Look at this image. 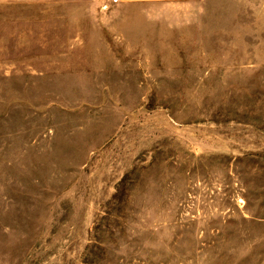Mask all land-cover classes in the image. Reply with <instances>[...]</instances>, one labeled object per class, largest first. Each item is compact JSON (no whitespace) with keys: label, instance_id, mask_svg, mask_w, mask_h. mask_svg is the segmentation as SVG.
<instances>
[{"label":"rangeland","instance_id":"obj_1","mask_svg":"<svg viewBox=\"0 0 264 264\" xmlns=\"http://www.w3.org/2000/svg\"><path fill=\"white\" fill-rule=\"evenodd\" d=\"M0 264H264V0H0Z\"/></svg>","mask_w":264,"mask_h":264},{"label":"crops","instance_id":"obj_2","mask_svg":"<svg viewBox=\"0 0 264 264\" xmlns=\"http://www.w3.org/2000/svg\"><path fill=\"white\" fill-rule=\"evenodd\" d=\"M148 1L184 2V1H192V0H121V2H148Z\"/></svg>","mask_w":264,"mask_h":264},{"label":"built area","instance_id":"obj_3","mask_svg":"<svg viewBox=\"0 0 264 264\" xmlns=\"http://www.w3.org/2000/svg\"><path fill=\"white\" fill-rule=\"evenodd\" d=\"M111 2H112V3H117V2H118V0H111Z\"/></svg>","mask_w":264,"mask_h":264}]
</instances>
